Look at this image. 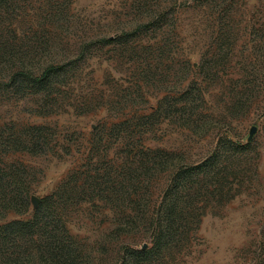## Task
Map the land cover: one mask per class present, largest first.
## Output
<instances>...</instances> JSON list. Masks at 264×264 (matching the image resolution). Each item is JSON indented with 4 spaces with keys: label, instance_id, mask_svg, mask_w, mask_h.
<instances>
[{
    "label": "rangeland",
    "instance_id": "rangeland-1",
    "mask_svg": "<svg viewBox=\"0 0 264 264\" xmlns=\"http://www.w3.org/2000/svg\"><path fill=\"white\" fill-rule=\"evenodd\" d=\"M7 40L11 61L64 74L45 96L16 92L0 43V161L30 192L0 223L31 219L32 197L66 183L40 221L65 224L73 264L134 250L152 252L143 264H264V0H0ZM30 125L47 147L6 151ZM181 171L178 230L151 250ZM43 236L9 245L15 264H51L36 255Z\"/></svg>",
    "mask_w": 264,
    "mask_h": 264
},
{
    "label": "trees",
    "instance_id": "trees-1",
    "mask_svg": "<svg viewBox=\"0 0 264 264\" xmlns=\"http://www.w3.org/2000/svg\"><path fill=\"white\" fill-rule=\"evenodd\" d=\"M8 41V40H7ZM4 48L1 50L2 54L8 56L12 48V42H2ZM11 55L8 56L6 64L2 68V72H12V77L9 83L13 86L14 91L18 92L25 87L34 90L41 91L46 95L47 92L52 91L58 84V79L64 74V68L61 66H55L54 64H47L37 70L36 64H29L30 61L23 59L22 57L15 58L11 61ZM23 57H27L24 55ZM29 62V63H28ZM45 127L42 125H30L22 132H16V135L8 140V149L10 150H27L29 152L38 151L47 147L48 139L44 140L43 133ZM43 137V138H42ZM215 159L210 160L205 166L206 171L211 167L214 169L216 166ZM13 164H6L0 161V220L10 212L25 213L29 210L30 204V192L29 187L24 183L23 178L19 173H13L8 180L6 176L8 173L14 171ZM189 172H178L176 177L172 179L170 186V194L168 200H165L158 212L156 221H152V236L155 241V245L151 250H160L162 244L167 242L168 238L174 235V231L178 230V226L175 224L176 220L183 213L178 204V195L182 190L183 183L189 177ZM66 183L63 184L59 190L52 195L44 196L34 211L32 218L30 219H13L4 223H0V263L3 264H15L18 261V256L15 253L18 242L24 241L27 236H34V232L38 231L43 236V244L35 248L36 255L39 258L49 260L51 264H73L76 250H73L65 239V235L70 238L67 228L63 222L57 224L52 223L55 227L48 228L49 220L40 221L44 211H49V206L52 204L53 197L57 196V204H60L64 198L63 189ZM223 192L219 193V196L223 197ZM61 199V200H60ZM54 202V203H55ZM200 208L197 209L199 211ZM196 211V213H197ZM48 228L49 231L46 229ZM48 231V233H46ZM64 236V237H63ZM15 245L13 252H9V245ZM20 248V247H19ZM7 250V251H5ZM151 251H129L127 257L124 259V264H143L144 258L148 256ZM152 253V252H151Z\"/></svg>",
    "mask_w": 264,
    "mask_h": 264
},
{
    "label": "water",
    "instance_id": "water-1",
    "mask_svg": "<svg viewBox=\"0 0 264 264\" xmlns=\"http://www.w3.org/2000/svg\"><path fill=\"white\" fill-rule=\"evenodd\" d=\"M256 130H257L256 126H252L251 127V129L249 131L248 138H247L248 140H251L253 138V136L256 133ZM31 201H32L34 207H37L38 206L39 199L37 197L33 196L32 199H31Z\"/></svg>",
    "mask_w": 264,
    "mask_h": 264
}]
</instances>
